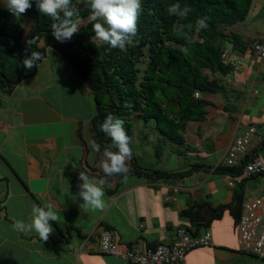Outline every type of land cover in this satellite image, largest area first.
<instances>
[{
	"label": "crops",
	"instance_id": "obj_1",
	"mask_svg": "<svg viewBox=\"0 0 264 264\" xmlns=\"http://www.w3.org/2000/svg\"><path fill=\"white\" fill-rule=\"evenodd\" d=\"M229 32L246 46L259 40L264 0H251L246 18ZM225 51L232 69L215 76L224 92L208 97L204 121L185 125L181 147L151 146L159 140L153 123L135 120L132 131L138 161L153 158L149 167L140 164L144 169L187 172L199 165L211 170L154 182L131 177L119 188L115 179H106L103 210L83 207L78 196L80 173L105 178L100 167L105 156L90 146V91L73 77L67 61L50 52L47 64V50L33 78L10 94L0 92V264H129L99 252L102 231L112 233L120 251L132 244L146 250L173 244L181 226L196 235L208 230L212 239L210 247L188 251L186 264H264L238 244L243 205L262 195V177L236 180L214 170L228 145L251 126L256 133L250 151L264 157V60L248 47L240 53L228 44ZM74 82L79 92L72 93ZM134 137L142 141L138 151ZM46 205L58 216L50 222L47 240L14 228L19 220L31 221L34 206ZM186 211L194 220L183 216Z\"/></svg>",
	"mask_w": 264,
	"mask_h": 264
},
{
	"label": "trees",
	"instance_id": "obj_2",
	"mask_svg": "<svg viewBox=\"0 0 264 264\" xmlns=\"http://www.w3.org/2000/svg\"><path fill=\"white\" fill-rule=\"evenodd\" d=\"M177 2L189 9L183 19L167 12L168 7ZM250 2L141 0L137 33L125 50L92 42L89 0H72L79 10L80 30L65 43L52 37L53 21L41 14L35 4L20 16L0 8V92L10 94L19 83L33 78L48 48L53 49L90 91L93 115L89 121V139L100 145V152L111 145L110 138L100 131L106 115L112 114L124 121L132 149L131 159L126 161L129 172L106 178L115 179L117 188L131 177L154 182L181 178L198 169L211 170L199 165L191 166L187 172L142 168L134 152V122L155 125L159 135L155 146L158 151L165 143L178 147L184 144L185 125L204 121L206 107L211 106L208 97L224 92L215 76H225L232 69L226 59L227 45L240 53L248 47L229 29L246 18ZM201 17H207L208 28L197 33L195 23ZM24 21L28 23L27 28L23 26ZM28 41L32 43L28 45ZM33 51H38L43 59L32 70H27L22 60ZM254 154L256 149L249 150L238 166L219 165L214 170L240 177L243 165ZM183 216L194 220L189 211Z\"/></svg>",
	"mask_w": 264,
	"mask_h": 264
},
{
	"label": "clouds",
	"instance_id": "obj_3",
	"mask_svg": "<svg viewBox=\"0 0 264 264\" xmlns=\"http://www.w3.org/2000/svg\"><path fill=\"white\" fill-rule=\"evenodd\" d=\"M0 3L5 4L7 10L14 16H20L35 4L41 14L53 21L51 35L59 43L69 41L80 30L79 10L72 0H0ZM88 6L90 10L88 21L92 24L94 32L91 37L92 42L107 45L110 49L125 50L137 33V18L141 11V0H89ZM167 12L171 16L183 19L187 16L189 9L182 8L177 2L170 5ZM207 28V17L196 20L195 32L198 33ZM31 43L32 41L27 42L28 45ZM42 59L38 51H33L22 60V66L27 70H32ZM100 131L111 140V145L104 150L105 160L100 165L105 178L96 179L83 173L79 174L82 183L78 186V196L83 201L82 206L91 210H103L106 178L126 175L129 172L126 161L132 156V149L129 146L130 137L126 134L124 121L121 118L112 114L106 115L100 124ZM90 146L94 151L100 150V145L95 140L90 142ZM57 220L56 212L47 205L34 206L31 221L26 223L19 220L14 228L18 231L35 232L40 240H47L49 234L53 232L50 222Z\"/></svg>",
	"mask_w": 264,
	"mask_h": 264
},
{
	"label": "built area",
	"instance_id": "obj_4",
	"mask_svg": "<svg viewBox=\"0 0 264 264\" xmlns=\"http://www.w3.org/2000/svg\"><path fill=\"white\" fill-rule=\"evenodd\" d=\"M248 48L264 60V33L259 40L252 41ZM255 133L256 129L251 126L241 136L235 138L228 145L219 165L238 166L250 150ZM254 176L263 179L262 195L243 205L238 222V244L244 253L254 255L264 261V157L260 155H252L251 159L243 165L240 178ZM211 245L212 239L208 230L196 235L183 226L176 229L173 244L162 243L146 250H141L136 244H132L120 251L110 231L104 230L99 235L101 254L119 257L128 261L129 264H186L188 251Z\"/></svg>",
	"mask_w": 264,
	"mask_h": 264
},
{
	"label": "rangeland",
	"instance_id": "obj_5",
	"mask_svg": "<svg viewBox=\"0 0 264 264\" xmlns=\"http://www.w3.org/2000/svg\"><path fill=\"white\" fill-rule=\"evenodd\" d=\"M0 8H2V9H7V7L5 6V4H3V3H0ZM26 21V20H25ZM24 21V23H23V26L25 27V28H27L28 27V23H26ZM48 54L49 55H47L48 56V61H46L47 62V64H48V62H49V59H50V56H51V53L50 52H56L55 50H53V49H50V48H48ZM73 75V74H72ZM73 77H75L74 75H73ZM76 78V77H75ZM78 81V80H77ZM79 82V81H78ZM75 86H73V91H72V93L74 92V91H78V90H81L80 89V87H79V85H78V83L76 82H74L73 83ZM79 92V91H78ZM77 92V93H78ZM141 125L140 126H142V123H140ZM147 132H148V134L150 135V136H152V134H151V132H149L148 130H147ZM135 135H136V133H135ZM134 135V136H135ZM134 142H135V144H136V151H138L139 149H140V143L142 142H139V141H137V139L134 137ZM150 144H151V146H155L156 145V143H154V141L152 140L151 142H150ZM163 149V148H162ZM161 151H163V150H161ZM151 161H153V158L151 157V158H149L148 156H141V158H139V164H141V165H143L144 167H149L150 166V162Z\"/></svg>",
	"mask_w": 264,
	"mask_h": 264
},
{
	"label": "water",
	"instance_id": "obj_6",
	"mask_svg": "<svg viewBox=\"0 0 264 264\" xmlns=\"http://www.w3.org/2000/svg\"><path fill=\"white\" fill-rule=\"evenodd\" d=\"M19 118H20V116H19V115H16V116H15V123H17V122H18ZM187 170H188V169H184L183 171H187Z\"/></svg>",
	"mask_w": 264,
	"mask_h": 264
}]
</instances>
